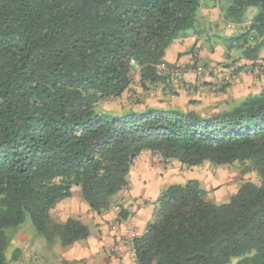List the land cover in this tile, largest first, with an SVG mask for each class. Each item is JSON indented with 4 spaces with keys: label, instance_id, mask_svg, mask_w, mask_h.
<instances>
[{
    "label": "trees",
    "instance_id": "1",
    "mask_svg": "<svg viewBox=\"0 0 264 264\" xmlns=\"http://www.w3.org/2000/svg\"><path fill=\"white\" fill-rule=\"evenodd\" d=\"M208 3L238 30L229 48L255 64L264 0H0V264L28 218L49 246L89 239L52 211L78 189L91 212H109L144 152L186 168L247 164L261 183L223 204L198 180L167 187L135 241L138 264H264V89L209 113L141 109L131 93L135 73L144 93L170 81L158 67Z\"/></svg>",
    "mask_w": 264,
    "mask_h": 264
},
{
    "label": "crops",
    "instance_id": "2",
    "mask_svg": "<svg viewBox=\"0 0 264 264\" xmlns=\"http://www.w3.org/2000/svg\"><path fill=\"white\" fill-rule=\"evenodd\" d=\"M237 35L235 26L222 22L219 8L212 5L203 7L197 27L176 40L165 56L170 66L186 70L185 82L179 86L171 81L161 83L157 86L160 88L157 93L166 102L168 100L177 105L173 108L183 110L196 109L193 106L202 104L206 108L217 102L242 101L250 95L260 94L264 89V48L255 64L240 59L241 54L237 49L229 48L230 38ZM238 59L245 68L243 75H239L232 65ZM196 63L215 65L219 71L201 83L190 71ZM137 94H144L142 88ZM177 99L181 101L177 102ZM183 168L185 166L178 161L164 162L151 152L142 153L135 160L129 175V188L115 198V210L111 209L103 215L91 212L79 195V190L74 189L73 196L61 201L52 211V217L54 213L57 214L60 222L75 219L89 226V239L68 248L49 246L42 237H35L31 228H20L7 251L8 259L18 254L16 264H135L130 255V246L125 243L127 234L133 228L139 238L145 235L155 217L158 200L167 187L198 180L207 191L208 199L216 204L227 201L240 187L233 184L229 190L220 191L222 194H211V188L222 180H217L219 176L211 177L202 167L188 168L187 171H182ZM121 211L126 214L125 218L120 217ZM116 224L119 225L117 233L112 229ZM115 247L118 254H110Z\"/></svg>",
    "mask_w": 264,
    "mask_h": 264
},
{
    "label": "rangeland",
    "instance_id": "3",
    "mask_svg": "<svg viewBox=\"0 0 264 264\" xmlns=\"http://www.w3.org/2000/svg\"><path fill=\"white\" fill-rule=\"evenodd\" d=\"M208 5H210V4L208 3ZM140 88H141V86H140L139 81H138V73H135L134 79H133V84L131 87V93H138ZM159 89H160L159 87L158 88L157 87L156 88L150 87L149 91H146L143 94L144 105L140 106L141 109H144L146 104L148 106H151L154 108H165L167 106L177 107V105L174 106V104H172L171 102H168V100L166 102V100L163 99L161 97V95H159V93H157V91ZM129 97H130V94L126 95L122 100L108 102L104 105V109H106L108 111L119 112L122 108V105L127 104L129 102V99H130ZM179 101H181V100L177 99V102H179ZM227 105H230V104H227L226 102H217L214 104H210V107H206V108L203 107V104L199 105V106H193V107H196V109H194V110H198V111H206L209 109L208 111H206L209 113V112H212L213 110L215 112L224 110L228 107ZM186 109L190 110L189 108H186ZM247 166H248L247 164L246 165L235 164L232 166H226V167H221V168H215L211 164H205L204 166H202V168L205 170L206 174L211 175V177L219 176V178L217 180L222 179L221 182L219 181V184L215 188H213V187L211 188L210 193L211 194H214V193L222 194L221 192H224L225 189L229 190V188L231 186H234L233 184H237V185L239 184L241 186L246 182H251V183H254L256 185H259L261 183L260 176L256 172H250L248 170ZM181 170L187 171L188 168L185 167ZM79 195H80V193H79ZM229 199H230V197L228 198L227 201H229ZM227 201H223V202H220L218 204H223V203H226ZM114 202H115V200H114ZM115 207H116V205L114 203L112 209L115 210L116 209ZM56 215L57 214L54 213L53 218L56 221L60 222V220L57 218ZM21 228H31V230L34 232L30 218L27 219L26 223ZM54 245H60V243H55ZM60 246L62 248H64L62 245H60ZM14 256L15 255H13V258L10 260L9 264H11L12 262H14L12 264H16V262L14 260Z\"/></svg>",
    "mask_w": 264,
    "mask_h": 264
},
{
    "label": "built area",
    "instance_id": "4",
    "mask_svg": "<svg viewBox=\"0 0 264 264\" xmlns=\"http://www.w3.org/2000/svg\"><path fill=\"white\" fill-rule=\"evenodd\" d=\"M234 68L235 70H237L239 75H243L245 73V68L241 62L236 63ZM158 69H159V72H161L164 76L169 78V80L176 86H179L185 82L187 72L183 68L174 67V66L169 67L165 64H162L158 67ZM190 71L194 73L196 80L202 83L206 80V78L217 73L219 71V68L215 65L205 66L201 63H196L191 66ZM157 158H161V157L157 156ZM112 229L113 231L117 233L119 231V225L118 224L114 225ZM137 238L138 236H137L136 230L131 228L125 239L126 245L130 246V249H131L130 255L135 264H138L136 249L134 247L135 241ZM110 254L112 255L118 254V249L116 247L112 248L110 250Z\"/></svg>",
    "mask_w": 264,
    "mask_h": 264
}]
</instances>
